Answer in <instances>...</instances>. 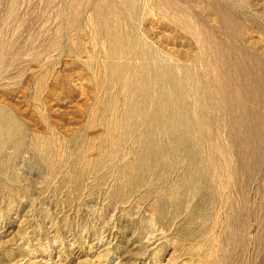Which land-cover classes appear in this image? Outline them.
<instances>
[{"label": "rangeland", "instance_id": "rangeland-1", "mask_svg": "<svg viewBox=\"0 0 264 264\" xmlns=\"http://www.w3.org/2000/svg\"><path fill=\"white\" fill-rule=\"evenodd\" d=\"M0 264H264V0H0Z\"/></svg>", "mask_w": 264, "mask_h": 264}]
</instances>
